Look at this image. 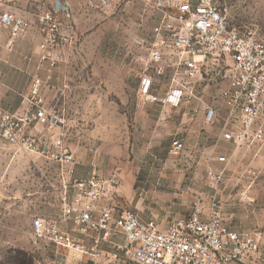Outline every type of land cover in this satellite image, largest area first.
Here are the masks:
<instances>
[{"label":"built area","instance_id":"1","mask_svg":"<svg viewBox=\"0 0 264 264\" xmlns=\"http://www.w3.org/2000/svg\"><path fill=\"white\" fill-rule=\"evenodd\" d=\"M16 2L21 3L0 0V49L36 30L40 65L55 67L60 51L75 41L74 6L69 0H49L29 17ZM107 4L108 0H96L85 7ZM152 11L157 21L145 39L144 53L134 58L140 66L141 99L179 107L197 97L204 73L223 66L215 99L203 102L205 121L221 119L220 139L233 143L234 151L262 149L264 37L233 24L219 0H154ZM44 85L35 73L28 97L31 113L0 107L1 140L21 151L42 152L67 166L64 174L70 181L63 185L62 209L56 216L34 217L35 237L63 248L73 264H246L261 252L264 241L259 231L232 230L222 218L219 189L233 155H215L223 163L221 168L206 165L208 203L195 201L187 216L174 217L162 226L131 209L119 211L114 202L120 184L117 171L106 175L91 161L88 175L73 181L71 175L81 157L64 146L61 137L50 135L52 140L45 145L37 133L30 132L34 122L53 133L64 121L57 108L47 104ZM185 151V141L175 138L170 152Z\"/></svg>","mask_w":264,"mask_h":264},{"label":"rangeland","instance_id":"2","mask_svg":"<svg viewBox=\"0 0 264 264\" xmlns=\"http://www.w3.org/2000/svg\"><path fill=\"white\" fill-rule=\"evenodd\" d=\"M42 1L41 3H46L49 0ZM69 1L72 3L71 0ZM95 1L83 0L77 6L72 3L75 11V41L68 48L60 51V60L54 67L56 72L54 83L57 86L51 95L59 100L57 110L64 121L51 134L61 137L64 146L72 150V143L81 149H86V143L90 142L84 140L82 136L84 118L87 126L92 122L89 120L90 116L99 115L100 110L105 111L109 116L113 115L118 104V99L111 92L108 93V101L106 100L103 109L96 108L93 103L83 107V95H86L84 89L91 90L93 96L99 98L98 96L107 88L104 83L98 82L97 77H93V69L98 71L106 68L112 75V80L115 71L118 70L127 71L138 79L140 66L134 58L144 53L147 45L145 39L157 21V16L152 11L154 0H108V4L102 8L85 7L86 4ZM219 2L227 7L228 17L233 24L251 28L264 37V0H219ZM20 4L22 5V2ZM39 37V33L32 30L27 35L15 38V46L9 54L11 61L9 60L8 64L1 58L0 53L1 103L5 99L11 104L16 101L21 102L22 80L26 84L29 78L27 76L22 78V74L18 75L16 84L7 88L8 85H3L5 83L2 68L6 67L7 72L9 69L14 70L17 63L22 62L20 60L22 53H32V55L34 52L37 53L36 44ZM222 71L223 66H214L208 74L204 73L201 86L196 90L197 97L193 96L188 100L201 101L202 104L212 102L218 92L217 82ZM66 79H72L77 86L75 108H68L64 102ZM185 110L187 109H181L177 114L182 115ZM203 110L205 111V108ZM157 112L155 109L154 113ZM166 114L175 115L172 111ZM193 114L192 112L190 115ZM73 129L74 136L71 134ZM139 138L137 149H130L125 160H133V164L141 166L138 168L139 171L149 177L156 175L162 177V167L156 166H165L170 182L161 183L157 186L158 190L171 195H180L183 192L192 194L193 188H186V183L196 180L205 182L206 171L203 169L195 171L186 153L174 155L170 152L172 141L178 138L171 131L161 135L158 144L148 149L141 146L144 142L141 140L144 139L141 133ZM94 142L97 144L98 140ZM75 153L81 157L77 152ZM66 169V165L55 162L49 155L42 152L21 151L0 139V264H73L66 258L63 248L48 240L38 239L32 228L33 219L37 215L56 216L60 213L64 195L63 185L70 181V178L64 174ZM257 192L262 194L264 189ZM156 200L165 202L166 199L156 198ZM171 205L166 208H170Z\"/></svg>","mask_w":264,"mask_h":264},{"label":"crops","instance_id":"3","mask_svg":"<svg viewBox=\"0 0 264 264\" xmlns=\"http://www.w3.org/2000/svg\"><path fill=\"white\" fill-rule=\"evenodd\" d=\"M71 1L73 5L77 6L83 0ZM20 2H22L21 6L18 2L14 5H19L23 14L32 17L43 1L20 0ZM15 42V39H13L10 47H7L4 43L3 48L0 49L2 54V57H0L6 60V63L11 59L9 54L15 46ZM39 42L40 37L36 44L37 53L34 52V55L32 53H22V59L20 58L22 62L17 63L14 70L9 69L7 72L6 67L2 68V77L5 83L2 84L4 86L8 85L7 88L13 87L21 74L22 78L27 76L29 82L25 84L22 80L21 102L16 101L11 104L8 103L7 99L4 101V98L1 97L4 102L1 103L0 101V107L10 112L31 113L33 108L28 102V97L30 96L32 77L35 73H38L46 83L44 94L47 104L58 109L59 100L51 95L52 91L55 92L57 86L54 83L55 68L40 65ZM12 66L14 65L12 64ZM115 72L116 74L113 75L114 80H112V75L106 68L98 71L93 69V77H97L98 82L100 84L104 83L107 87L98 96L99 98H95L91 90L87 89L86 91L84 89L86 95H83V107L90 106L93 103L96 108L103 109L108 99V93L111 92L118 99V104L115 106L113 115L109 116L105 111L100 110L99 115L90 116L89 120H92V122H87V126L84 118V126L81 129L82 136L84 140L90 142L86 143V149H81L75 143H72L73 151L81 155V163L74 167L71 175L72 180L75 181L87 176L91 170V161H95L104 174L109 175L113 171L119 173L120 184L118 185V195L114 201L119 211L131 209L142 219H154L162 226H165L174 217L187 216L193 209V201L199 200L204 205L208 203V196L211 191L208 187L206 188L204 180L190 181L185 184L186 188H193L192 194L183 192L180 195H171L161 192L157 188L161 183L170 182L168 172H165V166H156L162 167V177H157V175L156 177H149L139 171L138 168L141 166L133 164V160H125V156H128L130 149H137V139H140V133L144 136V139H141L144 141L141 146L148 149L152 145L158 144L161 135L171 131L175 134V137L178 136L185 141L186 151L183 154L186 153L190 157L192 162L189 163L194 165L195 171L202 169L206 171V165L209 163L215 168H221L223 163L216 160L215 155H226L228 157L233 155L219 189L223 221L232 230L259 231L264 240V192L262 194L257 192L264 189V147L262 149H259L258 146L244 147L234 151L233 143L220 139L221 119L216 120L214 123L205 121L204 104L201 101L189 100L183 102L179 107L162 105L159 102H144L140 97L139 77L135 79L130 73L123 70ZM83 81H85V78ZM76 87L72 79H66V98L64 102L68 108L77 107ZM86 88L88 87L86 86ZM159 92L163 93L164 89H160ZM134 93L136 96L133 95ZM185 108L187 110L183 111L182 115L177 114ZM155 109H157V113H154ZM170 111L174 112L175 115L166 114ZM192 112L194 114L190 115ZM30 132L37 133L45 145L52 140L51 132L45 131L40 123L34 122ZM74 133L75 130L73 129L71 134L74 136ZM96 140H98L97 144L94 142ZM252 171L255 174H252ZM156 198L166 200L161 202L157 201ZM102 202L107 203L106 200ZM170 204H172L171 207L166 208ZM263 251L264 246L262 251L250 263L246 264H264Z\"/></svg>","mask_w":264,"mask_h":264}]
</instances>
